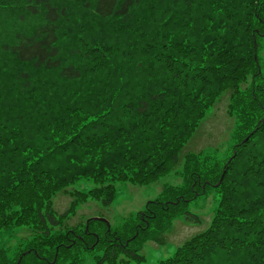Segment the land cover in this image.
<instances>
[{
	"label": "trees",
	"instance_id": "trees-1",
	"mask_svg": "<svg viewBox=\"0 0 264 264\" xmlns=\"http://www.w3.org/2000/svg\"><path fill=\"white\" fill-rule=\"evenodd\" d=\"M262 34L264 0H0V231L24 228L0 264L143 262L174 220L201 224L187 208L208 188L207 229L157 264H264ZM225 94L226 158L186 155L182 185L118 231L66 223L88 201L110 207L118 183L172 173Z\"/></svg>",
	"mask_w": 264,
	"mask_h": 264
},
{
	"label": "rangeland",
	"instance_id": "rangeland-1",
	"mask_svg": "<svg viewBox=\"0 0 264 264\" xmlns=\"http://www.w3.org/2000/svg\"><path fill=\"white\" fill-rule=\"evenodd\" d=\"M259 42H262V46L259 49V61L261 66L260 72L263 74V82L264 37L260 38ZM228 103L229 94H225L207 113L191 140L182 150L179 164L172 173H168L158 183L148 187H133L128 184L118 183L115 185V198L110 207L103 208L97 202L88 201L86 204L81 205L66 223L69 226H75L83 220V222L88 221L89 225L90 220L88 219L101 218L107 222L109 229L118 231L126 221L135 218L138 213L144 212L150 203L159 199L166 189L182 185L180 174L182 172V162L186 155H213L217 160L226 158V152L229 151L231 145L230 137L234 127V121L227 114ZM93 188L95 186L91 181H80L71 190L86 193ZM70 201L68 196L58 195L54 199V211L62 215L67 211ZM218 202L219 196L213 189L208 188L206 195L189 203L187 208L190 214L200 218L201 224L189 225L185 224L181 219L174 220L171 228L162 233L156 240L148 241L143 247L141 254L144 257V261L139 263L132 262L130 264H157L170 258L175 250L186 240L207 229L211 216L218 206ZM23 229H16L17 233L15 236L11 232L0 231V248L14 249L19 245L22 242L20 238L24 236ZM87 230L88 227L85 229V232ZM93 249L94 246L91 247V250Z\"/></svg>",
	"mask_w": 264,
	"mask_h": 264
},
{
	"label": "water",
	"instance_id": "water-1",
	"mask_svg": "<svg viewBox=\"0 0 264 264\" xmlns=\"http://www.w3.org/2000/svg\"><path fill=\"white\" fill-rule=\"evenodd\" d=\"M254 48L256 49V45H254ZM244 142H245V141H244ZM221 180H222V178H221ZM221 180L219 181V184L221 183ZM216 187H217V186H216ZM94 221L102 222V223L106 224V226H107V228H108V224H107V222H105L104 220H102V219H94ZM108 230H109V228H108Z\"/></svg>",
	"mask_w": 264,
	"mask_h": 264
}]
</instances>
